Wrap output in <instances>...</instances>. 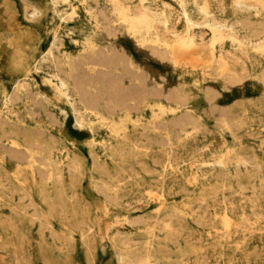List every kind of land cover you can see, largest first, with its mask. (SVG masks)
<instances>
[{
  "label": "rangeland",
  "instance_id": "obj_1",
  "mask_svg": "<svg viewBox=\"0 0 264 264\" xmlns=\"http://www.w3.org/2000/svg\"><path fill=\"white\" fill-rule=\"evenodd\" d=\"M23 1L0 0V264H264V0ZM103 50L125 66L86 111Z\"/></svg>",
  "mask_w": 264,
  "mask_h": 264
},
{
  "label": "bare ground",
  "instance_id": "obj_2",
  "mask_svg": "<svg viewBox=\"0 0 264 264\" xmlns=\"http://www.w3.org/2000/svg\"><path fill=\"white\" fill-rule=\"evenodd\" d=\"M79 1H80V0H79ZM79 1H78V2H79ZM22 2H25V1L22 0ZM50 2H51V1H50ZM61 2L63 3V1H61ZM95 2H97V1H95ZM68 3H69V2H68ZM81 3H82V2H81ZM57 4H58V3H57ZM96 5H97V4H96ZM52 6H53V4H52ZM71 6H72V5H71ZM82 6H83V5H82ZM151 7H152V6H151ZM252 7H253V6H252ZM254 7H255V6H254ZM142 8H143L144 12H146V13L144 14L145 16L142 18V21H143L144 23H147L148 21H150V19H154V18L156 17V15L150 13V12L148 11L149 9L147 10V9H146L147 7H145L144 5H142ZM61 11H62V9H61ZM71 11H72V10H71ZM89 11H90V10H89ZM62 12H63V11H62ZM62 12H61V13H62ZM65 12H66V11H65ZM94 12H95V11H94ZM151 12H152V10H151ZM63 13H64V12H63ZM67 13H68V12H67ZM67 13H66V14H67ZM99 13H102V14H103L102 11L99 12ZM186 13H187V12H186ZM75 14H76V13H75ZM64 15H65V14H64ZM67 15H68V14H67ZM148 15H149V16L151 15V17L149 18ZM57 16H58V15H57ZM65 16H66V15H65ZM65 16H64V18H65ZM94 16H95V15H94ZM103 16H104V14H103ZM103 16H102V17H103ZM62 17H63V16H62ZM105 17H106V16H104V19H106ZM63 20H64V19H63ZM107 20H108V19H107ZM191 20H192V19H191ZM66 21H67V20H66ZM16 22H17V21H16ZM187 22L190 23V21H189L188 18H187ZM21 25H22V24H21ZM23 26H24V25H23ZM27 27H28V26H27ZM58 27H59V26H58ZM186 28H187V27H186ZM211 28H212V27H211ZM26 29H27V28H26ZM26 29H24V30H26ZM104 30H106V28H104ZM107 31H109V29H108ZM188 32H189V31H188ZM19 33H20V32H19ZM24 33H25V32H24ZM26 33H27V31H26ZM28 33H29V32H28ZM28 33H27V34H28ZM30 33H31V31H30ZM115 33H117V32H114V34H115ZM21 34H22V33H21ZM21 34H20V35H21ZM20 35H19V36H20ZM109 35H110V34H109ZM112 35H113V33H112ZM212 35H213V34H212ZM19 36H18V37H19ZM21 37H22V36H21ZM21 37H20V38H21ZM23 37H24V35H23ZM25 37H26V35H25ZM27 37H28V36H27ZM27 37H26V38H27ZM217 37H218V36H217ZM219 37H220V36H219ZM20 38H19V40H20ZM10 39L13 40V38H10ZM124 39H125V38H124ZM192 39H193V38H192ZM14 40H15V39H14ZM52 40H53V39H52ZM192 41H193V40H192ZM51 42H52V41H51ZM61 43H62V42H60V44H61ZM230 43H231V42H230ZM11 44H13V43H11ZM19 44H20V43H19ZM58 44H59V42H58ZM94 44H95V43H94ZM250 44H251V45L253 46V48H254V47H258V46H260V45H263L264 42H263V41L250 42ZM50 45H51V44H50ZM55 45H56V44H55ZM239 45H240V44H239ZM246 45H247V44H246ZM10 46H11V45H10ZM57 46H58V45H57ZM104 47H105V46H104ZM112 47H113V46H112ZM12 48H13V47H12ZM100 48H102V47H100ZM100 48H99V49H100ZM97 50H98V49H97ZM105 50H106V49H105ZM105 50H103L104 53H105ZM114 51H115V50H114ZM88 52H90V51H88ZM88 52H85V53H88ZM94 52H95V51H94ZM94 52H93V53H94ZM51 53H52V52H51ZM93 53L91 52V54H90L91 58H90L87 62H86L87 59L85 60L86 63H84L80 68H79V66H78V68L81 70V74H80L81 76H80L79 78H75L76 76L78 77V75H77V73H76V76L73 77V78H74V79H73V81H74V89H75L76 93H77L81 98L84 97V98L86 99V102H84V104H83V105H84V110H86V111H87V110L92 111V110L94 109L93 107H95V106H93V105L95 104L94 101H95V96H96V95H95V96H92L91 91H90V89H89V84H90V82H91L90 78H91V77H94L95 74H97V73H96V71H98L97 68H102V67H104V68H107V69L115 70V71H116V70L119 69V67H122V66L125 64V63L121 60V56L118 55V56L120 57V58H118V57H116L115 55H113L111 52H110L111 54H106V53L104 54V53H101V55H97V54H94V55H93ZM95 53H97V52H95ZM107 53H108V52H107ZM113 53L115 54V52H113ZM63 54H64V53H63ZM71 54H72V53H70V55H71ZM79 54H80V53H79ZM81 54H82V53H81ZM118 54H119V53H118ZM126 54H127V53H126ZM51 55H52V54H51ZM76 55H77V54H76ZM83 55H84V54H83ZM161 55H162V54H161ZM62 56H63V55H62ZM79 56H80V55H79ZM81 56H82V55H81ZM88 56H89V55H88ZM46 57H47V56H45V58H46ZM67 57H68V56H67ZM122 57H123V56H122ZM48 58H49V57H48ZM52 58H54V57H52ZM68 58H70V57H68ZM71 58H72V56H71ZM71 58H70V59H71ZM75 58H76V57H75ZM82 58H83V57H82ZM84 58H85V57H84ZM164 58H165V57H164ZM54 59H55V58H54ZM54 59H53V60H54ZM63 59H64V58H63ZM72 59H73V58H72ZM72 59H71V60H72ZM78 59H79V58H78ZM126 59H127V58H125V60H126ZM51 60H52V59L50 58V61H51ZM65 60H66V59H65ZM129 60H130V59H129ZM237 60H238V59H237ZM58 61H59V60H58ZM62 61H63V60H62ZM82 61L84 62V60H82ZM48 62H49V61H48ZM59 62H60V61H59ZM63 62H64V61H63ZM63 62H62V63H63ZM78 62H79V60H78ZM78 62H77V65L79 64ZM83 62H82V63H83ZM127 62H128V59H127ZM35 63H36V62H35ZM35 63H33V64H35ZM70 63H71V62H70ZM74 63H75V61H74ZM51 64H52V61H51ZM53 64H54V63H53ZM44 65H45V64H44ZM70 65L73 66V64H70ZM70 65H69V66H70ZM80 65H81V64H80ZM130 65H131V63H130ZM46 66H47V65H46ZM46 66H45V67H46ZM49 66H50V65H49ZM55 66H56V65H55ZM55 66L53 65L52 67H55ZM57 66H58V65H57ZM57 66H56V67H57ZM64 66H66V64H64ZM64 66H63V67H64ZM69 66H68V67H69ZM124 66H125V65H124ZM60 67H62V66H60ZM60 67H59V68H60ZM74 67H75V66H74ZM76 67H77V66H76ZM133 67H137V66H133ZM133 67H132V68H133ZM47 68H50V67H47ZM65 68H66V67H65ZM78 68H76V69H78ZM129 68H130V67H129ZM129 68H128L127 70H129ZM52 69H55V68H52ZM79 69H78V70H79ZM122 69H123V67H122ZM139 69H140V68H139ZM61 70H62V69H61ZM73 70H74V68H73ZM127 70H126V72H128ZM184 70H185V69H184ZM27 71H28V70H27ZM35 71H36V70H35ZM69 71L72 72V68H71V70H69ZM69 71H68V73H69ZM99 71H100V70H99ZM102 71H103V70H101V72H102ZM133 71H134V70H133ZM136 71H137V70H136ZM136 71H135V72H136ZM139 71L141 72V70H139ZM55 72H56V70H55ZM57 72H59V71H58V68H57ZM62 72H63V71H62ZM64 72H65V71H64ZM64 72H63V73H64ZM71 72H70V73H71ZM76 72H78V71H76ZM107 72L111 74V72H109V71H107ZM112 72H113V71H112ZM201 72H202V71H201ZM70 73H69V74H70ZM72 73H73V72H72ZM72 73H71V74H72ZM78 73H79V72H78ZM99 73H100V72H99ZM102 73H103V72H102ZM108 73H107V74H108ZM115 73H116V72H115ZM115 73H112V74H115ZM121 73H123V72L121 71ZM121 73H120V74H121ZM52 74H53V73H52ZM61 74H62V73H61ZM91 74H93L94 76H93V75L91 76ZM137 74H138V73H137ZM48 75H49V74H48ZM57 75H58V74H57ZM62 75H63V74H62ZM64 75H65V74H64ZM74 75H75V74H74ZM98 75H99V74H98ZM116 75H117V74H116ZM139 75H140V74H139ZM52 76L55 77L56 75H52ZM65 76H66V75H65ZM72 76H73V75H72ZM96 76H97V75H96ZM100 76H101V75H100ZM100 76H99L98 78H100ZM103 76H104V75H103ZM110 76H111V75H110ZM121 76H122V75H121ZM128 76H129V74L127 75V77H128ZM131 76H134V78H135V75H131ZM141 76H142V75H141ZM141 76H138V77H141ZM25 77H26V76H25ZM68 77H70V75L67 76L66 78H68ZM104 77H106V75H105ZM123 77H124V76H123ZM138 77H137V78H138ZM70 78H71V77H70ZM70 78H69V79H70ZM101 78L103 79L102 76H101ZM121 78H122V77H121ZM56 79H58V78H56ZM61 79H62V78H61ZM95 79H96V78H95ZM107 79H109V78H107ZM115 79H116V78H115ZM118 79H120V76H118ZM118 79H117V80H118ZM124 79H126V78H123V80H124ZM131 79H132V78H131ZM59 80H60V79H59ZM71 80H72V79H71ZM104 80H105V79H104ZM117 80H116V81L114 80V81L117 82ZM120 80H122V79H120ZM132 80H133V79H132ZM60 81H61V80H60ZM97 81H98V80H96V82H97ZM105 81H106V80H105ZM110 81H111V80H110ZM145 81H146V80H145ZM148 81H149V80H148ZM226 81H227V80H226ZM22 82H23V80L21 81V83H22ZM92 82H93V81H92ZM98 82H99V81H98ZM133 82H135V81H133ZM136 82H137V81H136ZM17 83L19 84V82H17ZM65 83H66V84H65ZM68 83H69V82H68ZM68 83L65 82V80H64V81H61L60 86H61V87H64V86L67 85ZM93 83H94V82H93ZM104 83H105V82H103V84H104ZM111 83H112V81H111ZM117 83H119V82H117ZM94 84H95V83H94ZM101 84H102V83H101ZM19 85H20V84H19ZM27 85H28V84H27ZM96 85L98 86L97 83H96ZM96 85H95V86H96ZM121 85H122V83H121ZM125 85H126V84H125ZM129 85H130V84H129ZM129 85H128V86H129ZM142 85H143V84H142ZM142 85H141V86H142ZM148 85H149V84H148ZM24 86H25V85H23V86H21V87H24ZM29 86H30V85H29ZM70 86H71V85H70ZM70 86H69V87H70ZM95 86H94V87H95ZM103 86H104V85H103ZM103 86H102V87H103ZM126 86H127V85H126ZM157 86H158V84H157ZM180 86H181V85H179V87H180ZM94 87H92V88H94ZM134 87H135V83H134ZM138 87H139V85H137V88H138ZM15 88H17V87H15ZM27 88H28V87H27ZM29 88H31V87H29ZM29 88H28V90H29ZM67 88H68V87H67ZM95 88H96V87H95ZM104 88H105V87H104ZM129 88H131V87L129 86ZM144 88H145V87H144ZM144 88H143V89H144ZM152 88H153V87H152ZM21 89H22V88H21ZM24 89H25V88H24ZM74 89H73V91H74ZM97 89H98V88H97ZM134 89H135V88H134ZM134 89H133V90H134ZM139 89H140V88H139ZM141 89H142V88H141ZM141 89H140V90H141ZM157 89H158V88L156 87V91L158 92L159 90H157ZM159 89H160V88H159ZM175 89H176V88H175ZM175 89H174V90H175ZM183 89H184V88H183ZM183 89H182V90H183ZM25 90H26V89H25ZM30 90H31V89H30ZM68 90H69V89H68ZM124 90H125V88H124ZM152 90H154V89H152ZM160 90H161V89H160ZM17 91H18V90H17ZM19 91H20V90H19ZM99 91H100V90H99ZM126 91H127V89H126ZM135 91H136V90H135ZM156 91H155V92H156ZM13 92H14V90H13ZM35 92H36V91H35ZM97 92H98V91H97ZM121 92H122V91H121ZM141 92H142V91H141ZM143 92H144V91H143ZM143 92H142V94H143ZM148 92H149V91H148ZM157 92H156V93H157ZM174 92H175V91H174ZM14 93H15V92H14ZM17 93H18V92H17ZM25 93H27V92H25ZM28 93H29V92H28ZM115 93H116V91H115ZM118 93H120V92H118ZM135 93H136V92H135ZM137 93H139V91H138ZM153 93H154V92H153ZM160 93H161V92H160ZM176 93H178L177 90H176L175 94H176ZM35 94H38V93H35ZM93 94H95V92H94ZM97 94H98V93H97ZM129 94H130V93H129ZM139 94H140V93H139ZM142 94H141V95H142ZM150 94H151V93H150ZM150 94H149V95H150ZM10 95H12V93H11ZM29 95H31V94L29 93ZM107 95H108V94H107ZM116 95H118V97L115 99L114 106H113V105H112V106H113V108L116 107V109H117V108L119 109V108H120V105H121V104L123 105V103H125V100H126L125 97H127V96H123V95H121V94H120V95H119V94H116ZM116 95H115V96H116ZM126 95H127V93H126ZM132 95H133V94H131V99H132ZM135 95H136V94H135ZM144 95L146 96V93H144ZM147 95H148V94H147ZM155 95H156V94H155ZM176 95H178V94H176ZM183 95H184V94H183ZM185 95L187 96V94H185ZM38 96H39V94H38ZM98 96H99V95H98ZM129 96H130V95H129ZM139 96H140V95H139ZM142 96H143V95H142ZM142 96H140V99L142 98ZM145 96H144V97H145ZM150 96H151V95H150ZM152 96H153V95H152ZM10 97H12V96H10ZM10 97H9V99H10ZM14 97H15V96H14ZM29 97H30V96H29ZM32 97H33V96H32ZM34 97H35V96H34ZM135 97L137 98V96H135ZM135 97H134V98H135ZM160 97H161V96H160ZM4 98H5V97H4ZM17 98H19V96H18ZM69 98H70V97H69ZM74 98H75V97H74ZM100 98H101V96H100ZM129 98H130V97H129ZM138 98H139V97H138ZM146 98H147V97H146ZM154 98H155V96H154ZM156 98H157V95H156ZM166 98H167V97H166ZM182 98H183V96H182ZM206 98H207V97H206ZM13 99H14V98H13ZM39 99H40V98H39ZM96 99H98V98H96ZM127 99H128V98H127ZM131 99H130V100H131ZM140 99H139V100H140ZM162 99H163V96H162ZM211 99H212V98H211ZM11 100H12V99H11ZM19 100H20V99H19ZM27 100H28V99H27ZM99 100H100V99H98L97 102H98ZM137 100H138V99H137ZM141 100L143 101V99H141ZM144 100H145V99H144ZM147 100H148V99H147ZM147 100H146V101H147ZM13 101H14V100H13ZM17 101H18V99H17ZM73 101H74V100H73ZM79 101L81 102L80 99H79ZM100 101H101V100H100ZM110 101H112V100H110ZM127 101H129V100H127ZM167 101L169 102V100H167ZM8 102H9V100H8ZM32 102H34V101H32ZM38 102H39V101H38ZM38 102H37V105H38ZM97 102H96V103H97ZM105 102H106V101H105ZM140 102H141V101H140ZM165 102H166V101H165ZM180 102H181V101H180ZM251 102H252V101H251ZM5 103H6V102H5ZM14 103H15V101H14ZM24 103H25V102H24ZM30 103H31V101H30ZM34 103H35V102H34ZM34 103H33V106H34ZM40 103H41V101H40ZM82 103H83V102H82ZM128 103H129V102H128ZM133 103H134V102H133ZM135 103H136V101H135ZM153 103H154V102H153ZM107 104H108V102H107ZM107 104H106V107H108ZM111 104H112V103H111ZM126 104H127V103H126ZM137 104H139V103H137ZM137 104H136V105H137ZM142 104H143V103H142ZM144 104H145V103H144ZM4 105H5V104H4ZM10 105H11V104H10ZM40 105H41V104H40ZM108 105H109V104H108ZM122 105H121V106H122ZM124 105H125V104H124ZM134 105H135V104H134ZM139 105H140V104H139ZM5 106H6V105H5ZM12 106H14V105H12ZM35 106H36V105H35ZM110 106H111V105H110ZM110 106H109L108 108L111 110V107H110ZM125 106H126V105H125ZM140 106H141V105H140ZM43 107H44V105H43ZM43 107H42V108H43ZM78 107H79V106H78ZM127 107H128V106H127ZM136 107H137V106H136ZM136 107H135V108H136ZM138 107H139V106H138ZM5 108H6V107H5ZM7 108H9V107H7ZM125 108H126V107H125ZM125 108H124V109H125ZM215 108H217V107H213V110H212V111H214ZM224 108H225V107H224ZM128 109H129V108H128ZM128 109H127V110H128ZM138 109H139V108H138ZM142 109H143V108H142ZM142 109H141V110H142ZM218 109H219V108L216 109L217 112H218ZM26 110H27V109H26ZM74 110L76 111V109H74ZM79 110H80V109H79ZM98 110H99V109H98ZM120 110H121V109H120ZM120 110H119V111H120ZM125 110H126V109H125ZM130 110H131V109H130ZM136 110H137V109H136ZM151 110H152V109H151ZM216 110H215V112H216ZM221 110H222V112H224L223 110H225V109L222 108ZM221 110H220L219 112H221ZM32 111H33V110H32ZM94 111H95V110H94ZM96 111H97V110H96ZM123 111H124V110H123ZM78 112H79V111H78ZM114 112H115V111H112V113H111V111H110V114H112V115L115 116V113H114ZM121 112H122V110H121ZM130 112H131V111H130ZM133 112H136V113H137V111H134V109H133ZM139 112H140V109H139ZM139 112H138V113H139ZM225 112H226V111H225ZM108 113H109V112H108ZM209 113H211V112H209ZM39 114H40V113H39ZM52 114H53V113H52ZM72 114H73V113H72ZM87 114H88V113H87ZM187 114H188V113H187ZM219 114H220V113H219ZM11 115H12V114H11ZM15 115H16V114H15ZM26 115H29V113L26 114ZM31 115H32V114H31ZM49 115H50V114H49ZM89 115H90V114H89ZM185 115H186V114H185ZM221 115H223V114H221ZM29 116H30V115H29ZM35 116H36V115H35ZM35 116H30V117H35ZM38 116H39V115H38ZM46 116H47V114H46ZM73 116H74V115H73ZM6 117H7V116H6ZM143 117H144V116H143ZM211 117H212V116H211ZM213 117H214V116H213ZM222 117H224V116H222ZM222 117H221V118H222ZM76 118H78V117H76ZM79 118H81V116H80ZM79 118H78V119H79ZM84 118H86V117H84ZM88 118H89V117H88ZM118 118H119V117H118ZM130 118H131V117H130ZM0 119H1V118H0ZM33 119H34V118H33ZM50 119H51V118H50ZM170 119H171V118H170ZM173 119H176V118H173ZM177 119H178V118H177ZM218 119H219V118H218ZM10 120H11V119H10ZM20 120H21V118H20ZM55 120H56V119H55ZM86 120H87V119H85V121H86ZM131 120H132V119H131ZM215 120H216V119H215ZM6 121H7V120H6ZM6 121L4 122V124H6ZM25 121H26V120H25ZM25 121H24V122H25ZM50 121H51V120H50ZM75 121H76V120H75ZM87 121H88V120H87ZM153 121H154V120H153ZM164 121H165V120H164ZM164 121H160V122L162 123V122H164ZM169 121L171 122V120H169ZM169 121H168V122H169ZM173 121H175V120H172V122H173ZM20 122H23V121H20ZM56 122H57V121H56ZM158 122H159V121H158ZM160 122H159V124H161ZM175 122H177V120H176ZM216 122H217V121H216ZM52 123H53V121H52ZM75 123H76V122H75ZM77 123L79 124L78 121H77ZM148 123H149V122H148ZM177 123H179V120H178ZM214 123H215V121H214ZM221 123H222V122H221ZM2 124H3V123H2ZM2 124H1V125H2ZM24 124H25V123H24ZM48 124H49V123H48ZM78 124H77V125H78ZM82 124H83V123H82ZM153 124H154V123H153ZM157 124H158V123H157ZM166 124H167V122H166ZM9 125H10V124H9ZM9 125H8V127H9ZM147 125H148V124H147ZM162 125H163V123H162ZM167 125H168V124H167ZM174 125H175V124H173V126H174ZM182 125H183V124H182ZM214 125H215V124H214ZM2 126H3V125H2ZM11 126H12V125H11ZM14 126H15V125H14ZM95 126H96V125H95ZM149 126H150V125H149ZM151 126H152V125H151ZM154 126H155V124H154ZM179 126H181V125H179ZM219 126H220V125H219ZM223 126H224V125H223ZM223 126H222V127H223ZM4 127H5V126H4ZM15 127H16V126H15ZM15 127H14V128H15ZM78 127H79V126H78ZM88 127H89V126H88ZM131 127H132V126H131ZM145 127H146V126H145ZM158 127H159V125H158ZM162 127H163V126H162ZM164 127H166V126H164ZM220 127H221V126H220ZM12 128H13V127H12ZM14 128H13V129H14ZM95 128H97V127H94V129H95ZM98 128H99V127H98ZM150 128H153V127H150ZM156 128H157V127H156ZM159 128H160V127H159ZM159 128H158V129H159ZM181 128H182V127H181ZM17 129H18V127H17ZM22 129H23V128H22ZM89 129H90V128H89ZM91 129H92V128H91ZM102 129H103V128H102ZM96 130H97V129H96ZM128 130H129V129H128ZM149 130H152V129H149ZM159 130H161V128H160ZM165 130H166V129H165ZM198 130H199V129H198ZM0 131H1V130H0ZM2 131L4 132V130H2ZM157 131H158V130H157ZM162 131H164V130H162ZM3 132H1V133H3ZM13 132H16V133H17L18 131H15V129H14ZM24 132H25V131H24ZM32 132H33V131H32ZM90 132H91V131H90ZM143 132H144V131H143ZM159 132H160V131H159ZM165 132H166V131H165ZM7 133H8V132H7ZM19 133H20V132H19ZM25 133H26V132H25ZM36 133H37V132H36ZM43 133H44V132H43ZM43 133H41V134H43ZM91 133H92V132H91ZM12 134L14 135V133H12ZM22 134H23V131H22ZM31 134H32V133H31ZM49 134H50V133H49ZM105 134H107V133H105ZM148 134H150V132H148ZM152 134H153V133H152ZM158 134H159V133H158ZM160 134H161V133H160ZM160 134H159V135H160ZM168 134H169V133L167 132L166 135H168ZM18 135H19V134H18ZM32 135H33V134H32ZM32 135H30V136H32ZM140 135H141V134H140ZM146 135H147V134H146ZM146 135H145V138H146ZM5 136H7V135H5ZM8 136H9V135H8ZM10 136H11V135H10ZM10 136H9V137H10ZM24 136H25V135H24ZM27 136H28V135H27ZM48 136H49V135H48ZM174 136H175V135H174ZM3 137H4V135H3ZM138 137H139V136H138ZM0 138H2V137H0ZM4 138H5V137H4ZM14 138H15V136H14ZM51 138H52V137H51ZM53 138H54V137H53ZM139 138H141V137H139ZM160 138H161V137H160ZM15 139H16V138H15ZM24 139H25V138H24ZM146 139H147V138H146ZM150 139H151V138H150ZM138 140H139V139H138ZM162 140H163V139H162ZM162 140H161V141H162ZM0 141H1V139H0ZM105 141H106V140H105ZM145 142H146V141H145ZM155 142H157V141H155ZM162 142H163V141H162ZM162 142H161V144H162ZM131 143H132V142H131ZM165 143H166V142H165ZM26 144H27V143H26ZM141 144H142V143H141ZM141 144H140V145H141ZM0 145H1V144H0ZM4 145H5V143H4ZM24 145H25V144H24ZM36 145H37V144H36ZM5 146H6V145H5ZM3 147H4V146H2V148H3ZM8 147H9V146H8ZM8 147L6 146L5 148H8ZM12 147H13V146H12ZM12 147H10V150H11ZM28 147H29V146H28ZM30 147H32V146H30ZM30 147H29V149H30ZM38 147H39V146H38ZM113 147H114V145H113ZM14 148H16V147H14ZM22 148H23V147H22ZM106 148H107V147H106ZM3 149H4V148H3ZM12 149H13V148H12ZM17 149H18V148H17ZM7 150H8V149H7ZM7 150H6V151H7ZM10 150H9V151H10ZM106 150H108V148H107ZM131 150H132V148H131ZM12 151H13V150H11L10 153H11ZM22 151H23V149H22ZM142 151H143V150H142ZM14 152H15V149H14ZM24 152H25V149H24ZM24 152H20V151H18V152H16V153H19V154L23 155V154L26 153V152H25V153H24ZM122 152H123V150H122ZM7 153H8V152H7ZM10 153H9V154H10ZM16 153H15V154H16ZM13 154H14V153H13ZM0 155H1V154H0ZM4 155H5V154H4ZM27 155H30V156H29V159L31 160V159H32V155H31L28 151H27L26 156H27ZM122 155H123V154H122ZM146 155H147V154H146ZM13 156H14V155H13ZM13 156H9V157L7 156V157L10 158V157H13ZM14 157H18V156H14ZM14 157H13V159H14ZM20 157H21V156H20ZM40 157H41V156H40ZM40 157H39V159H40ZM93 157L96 158L95 156H93ZM0 158H1V157H0ZM37 158H38V157H36V159H37ZM91 158H92V157H91ZM3 159H4V156H3ZM10 159H12V158H10ZM17 159H18V158H17ZM22 159H24V156H23ZM36 159H35L34 161H36ZM42 159H43V158H42ZM4 160H5V159H4ZM15 160H16V159H15ZM19 160H20V159H19ZM25 160H26V158H25ZM20 161H21V160H20ZM20 161H19V162H20ZM22 161H23V160H22ZM92 161H95V160H92ZM2 162H3V160H2ZM14 162H15V161H14ZM35 163H37V162H35ZM16 165H17V164H16ZM18 165H19V164H18ZM20 165H21V164H20ZM20 165H19V166H20ZM16 167H18V166H16ZM21 167H22V166H21ZM97 168H98V167H97ZM15 169H16V168H15ZM17 169H18V168H17ZM36 171H37V170H36ZM36 173H37V172H36ZM41 173H43V171H42ZM103 173H104V172H103ZM190 173H191V172H190ZM45 174H46V173H45ZM45 174H44V175H45ZM99 175H100V174H99ZM101 175H103V174L101 173ZM38 176H39V174H38ZM153 180H154V179H153ZM228 186H229V185H228ZM96 195H97V193H96ZM106 196H107V195H106ZM164 199H165V198H164ZM203 216H204V215H203ZM220 220H221V219H220ZM141 222H142V221H141ZM224 222H225V221H224ZM53 230H55V229H53ZM56 232H57V231H56ZM119 232H120V231H119ZM70 237H72V236H70ZM72 238H73V237H72ZM148 241H149V240H148ZM157 241H158V240H157Z\"/></svg>",
  "mask_w": 264,
  "mask_h": 264
}]
</instances>
